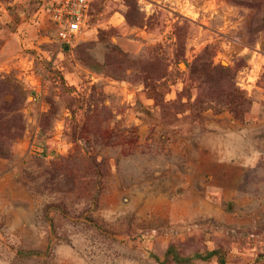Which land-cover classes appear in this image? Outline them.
Masks as SVG:
<instances>
[{"label": "rangeland", "instance_id": "rangeland-1", "mask_svg": "<svg viewBox=\"0 0 264 264\" xmlns=\"http://www.w3.org/2000/svg\"><path fill=\"white\" fill-rule=\"evenodd\" d=\"M57 1L0 0V264H264V0ZM223 111L236 193L140 189Z\"/></svg>", "mask_w": 264, "mask_h": 264}, {"label": "crops", "instance_id": "crops-1", "mask_svg": "<svg viewBox=\"0 0 264 264\" xmlns=\"http://www.w3.org/2000/svg\"><path fill=\"white\" fill-rule=\"evenodd\" d=\"M203 126L194 127L190 134L185 133L180 137V142L170 144L172 155L169 156L170 160L161 162L160 185L157 184L155 170L154 185L150 179H144V184L140 186L144 193L157 194L158 188L173 191L179 186L187 190L186 194H195V190L203 195L236 193L238 184L230 172L240 171L250 157V126L240 129L226 111L209 114V120ZM178 157H185L183 166L176 165ZM191 157L196 159L190 162Z\"/></svg>", "mask_w": 264, "mask_h": 264}, {"label": "built area", "instance_id": "built-area-1", "mask_svg": "<svg viewBox=\"0 0 264 264\" xmlns=\"http://www.w3.org/2000/svg\"><path fill=\"white\" fill-rule=\"evenodd\" d=\"M94 0H58L49 18L57 26L56 35L62 43H70L81 32Z\"/></svg>", "mask_w": 264, "mask_h": 264}, {"label": "water", "instance_id": "water-1", "mask_svg": "<svg viewBox=\"0 0 264 264\" xmlns=\"http://www.w3.org/2000/svg\"><path fill=\"white\" fill-rule=\"evenodd\" d=\"M65 48H67V47H65Z\"/></svg>", "mask_w": 264, "mask_h": 264}]
</instances>
